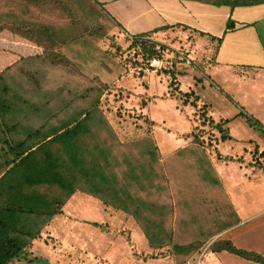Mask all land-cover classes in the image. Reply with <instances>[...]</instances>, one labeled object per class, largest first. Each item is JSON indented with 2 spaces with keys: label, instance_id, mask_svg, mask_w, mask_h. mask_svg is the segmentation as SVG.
Here are the masks:
<instances>
[{
  "label": "rangeland",
  "instance_id": "rangeland-1",
  "mask_svg": "<svg viewBox=\"0 0 264 264\" xmlns=\"http://www.w3.org/2000/svg\"><path fill=\"white\" fill-rule=\"evenodd\" d=\"M108 8L109 5L101 7L93 0H0V26H4L0 28V71L10 75L9 79L16 78L13 82L22 78L21 88L29 87V76L42 83L35 97L14 85L8 95L13 102L25 98L24 104L34 99L46 100L49 109L60 111L61 116L63 107H68L67 112L82 108L86 88L106 85L79 143L87 145L88 141L95 153H99L97 147L103 150L99 162L105 165L103 174L110 182L152 203L149 213L144 210L145 216L148 214L145 222L156 225L153 238L164 242L156 246L162 251L155 257L135 250L136 259L129 258V264H182L184 258L194 260V251L199 247L202 249L207 242L208 247L219 239H229L235 247L264 257V156L258 154L264 150V133L249 128L237 115L238 108L223 94L264 124V82L248 74H244V80L231 84L222 82L217 75H211V79L206 67L215 43L182 25L146 37L165 47L160 57H154L157 62L150 65L141 57L140 48L130 43L131 36L114 24L111 17L117 22L118 18ZM69 22L76 24L71 26L72 31H62L60 27ZM28 23L32 27L52 24L60 35L74 34L75 41L69 45L57 42L43 53L42 46L8 30L25 28ZM253 84L263 98H256L254 89L250 91ZM177 89L192 90L196 100L192 95L185 99ZM159 100L162 102L157 106L158 113L175 122L177 128H183L187 124L185 117L188 118L191 138L193 142L194 134L201 138V146L192 142L185 150L157 160L150 139L155 121L146 112ZM208 115L213 121L233 117L226 123L231 138L220 140L218 131L207 124ZM203 117L205 123H201ZM32 123L37 122L33 119ZM160 123L162 132H173L165 120ZM58 144L49 148L59 147ZM148 151L155 152L152 158ZM211 158L224 167L225 176L227 172L229 177L231 172L239 174L231 186L242 191L249 186L247 183L254 182L257 187L254 196L241 193L243 202H237L240 217L251 215L241 225H235V211L224 185L211 169ZM85 180L80 179L78 188L92 191L94 182L103 184L100 176L89 185ZM225 183L229 185L227 180ZM223 258L226 264H260L228 251ZM93 262L89 264L104 263L96 258ZM199 264H203L202 259Z\"/></svg>",
  "mask_w": 264,
  "mask_h": 264
},
{
  "label": "crops",
  "instance_id": "crops-1",
  "mask_svg": "<svg viewBox=\"0 0 264 264\" xmlns=\"http://www.w3.org/2000/svg\"><path fill=\"white\" fill-rule=\"evenodd\" d=\"M97 1L102 6L109 5L122 30L130 36L161 26L172 29L176 25L203 32L210 42L215 43L206 67L211 79V75H217L222 82L231 84L240 82V79L244 80V74H248L259 77L264 82V2L229 6L198 0ZM227 22H230L228 28ZM162 30L153 33L157 34ZM256 88L258 87L253 84L249 89H254L256 98H263ZM161 102L159 100L153 103V107H149L146 112L149 119L155 121L150 139L158 161L194 144L190 135L189 119L185 117L187 124L183 128H177L175 122L158 113L157 106ZM171 108L179 112L175 107ZM164 120L167 127H173V132L170 129L162 132L160 121ZM12 125L14 124L8 123L0 128V222L9 223L5 225L4 233H9L26 244L8 264H89L94 263L95 258L102 259L103 264H129V258L136 259L133 255L135 250L138 253H151V257L162 251L161 247H152L149 244L136 220L122 208L124 204L129 208L133 206L127 202L129 198H124L126 195L134 198L136 207L142 208L145 201L124 188L117 187L106 176L100 188L94 187L92 190L103 193L108 202L94 196L92 191L78 188L81 178L71 177L64 184L61 175L43 178L36 176L37 165L31 163L32 158L14 165L3 177L13 160L11 149L7 147L32 144L23 131L25 123L18 124V128ZM148 152L152 158L155 152ZM209 164L221 186L224 185L238 220L235 225L243 224L241 221L251 215L240 217L237 202L240 199L243 202L241 193L255 195V183H247L249 186L246 190L242 189V192L238 186L230 185L238 179L237 172H231L230 177L227 172L225 176L224 167L220 163L211 158ZM92 179H86L88 185ZM226 180L229 185H226ZM70 187L72 189L68 192ZM65 193L67 197L64 199ZM231 226L234 228V225ZM33 234L35 236L30 237ZM106 235H109V239H106ZM206 244L202 249L199 247L195 250L192 258H197L204 249L201 257L203 264H226L223 258L226 250L212 251L209 246L205 247ZM225 258L228 260V257Z\"/></svg>",
  "mask_w": 264,
  "mask_h": 264
},
{
  "label": "trees",
  "instance_id": "trees-1",
  "mask_svg": "<svg viewBox=\"0 0 264 264\" xmlns=\"http://www.w3.org/2000/svg\"><path fill=\"white\" fill-rule=\"evenodd\" d=\"M39 2L40 0H30ZM57 1V0H53ZM97 5L101 6L99 1L93 0ZM206 3H211L214 5H229V6H238V5H254L258 3L264 2V0H198ZM104 9V8H102ZM105 11V10H104ZM106 12V11H105ZM107 13V12H106ZM109 15V14H108ZM111 17V16H110ZM114 24L121 28L120 24L113 18ZM229 23V24H228ZM27 25V24H26ZM29 26H25V28H15L9 27L8 30L15 32L21 35L28 40L34 41L37 45L43 47V53L46 49H50L57 42L67 43L68 45L75 41L74 34H59L54 25H36L32 27L29 23ZM69 22L66 23V27H60L62 31H72L71 26H75ZM230 22L226 23V27H230ZM168 26H161L159 28H155L148 32L138 33L131 35V44L137 45L140 50V54L142 58H152V57H160V51L165 47L161 44L155 43L152 40H149L148 37L151 33L166 29ZM0 28H4V26H0ZM61 33V32H60ZM198 33L204 35L203 32L199 31ZM158 47V48H156ZM50 53V52H49ZM170 75L172 79H174V73L170 70ZM10 76V75H7ZM6 74L0 71V128L2 126H6L8 123H13V126L18 128V124L25 123L26 127H24L23 131L25 132L26 138L31 139V145H12L7 147L13 154L12 165L8 168L4 173L3 177L6 176V172H9L14 168V165H18L26 160L31 159V163L37 165L35 166V175L40 176L41 178L49 176L55 177L56 175L62 176L64 180V184L67 183V180L71 179V177L87 179L88 177L97 178L100 176L102 180H105V175L103 174L105 165L102 162H99V155L103 150H99V153H95L93 147L87 141V145L79 143L80 134H86L84 131L86 129V124L90 119V115H92V110L94 108L98 109V100L106 88L105 84H98L94 87H88L84 90L85 102L81 109L77 111L67 112L68 107H63L61 109L62 115L59 116V112L57 110H50L48 106V102L46 100H30V103L24 104L25 98H17L16 102L12 101V98L8 95V93L15 89L24 90L25 88H21L20 82L21 79H9ZM31 76H29L30 84L29 87H26L29 95L33 94L35 97L37 95V91L42 87V83L40 80H33ZM171 79V82H172ZM13 82L14 84L10 83ZM11 84L9 86L8 84ZM19 83V84H18ZM212 83V82H211ZM12 85H14L12 87ZM25 89V90H26ZM18 90V91H19ZM177 92L184 96L186 99L189 95L194 97L196 100L195 93L190 91H181L177 89ZM82 93V94H84ZM223 94L234 103V105L238 108L237 115L244 119L245 124L252 128L257 132L264 133V124L260 122L257 118L245 112L243 107L236 104L228 94L223 92ZM38 98V97H37ZM20 99V100H19ZM21 101V102H19ZM15 103V104H14ZM23 103V104H22ZM39 103V104H38ZM194 104V102L191 101ZM64 106V105H63ZM54 108V107H53ZM60 107H58L59 109ZM93 108V109H92ZM64 110V111H62ZM204 109H202V115L204 114ZM32 116V117H31ZM35 116H39V118H34ZM59 117V118H57ZM57 118V120H55ZM89 118V119H88ZM36 121V125L32 123V120ZM207 124L211 125L212 128L216 129L219 133L220 140H226L231 138L228 127L226 123L229 122L233 117H226L219 119L217 121H213L211 116L205 117ZM51 121V122H50ZM50 123V124H49ZM201 123L204 122V117L201 120ZM6 124V125H5ZM20 127V126H19ZM85 127V128H84ZM21 132V131H20ZM202 140L197 135L194 134V143L200 145ZM54 143H59V147H54ZM257 151V150H256ZM259 156H264V150L258 152ZM106 161V159H104ZM8 165V164H6ZM5 174V175H4ZM2 178V177H1ZM99 182V181H98ZM96 188H100L101 184L94 182ZM66 186V185H65ZM66 188V187H65ZM71 187L68 190L71 191ZM94 196L99 197L101 200L106 201L103 193L95 192L92 190L91 192ZM65 193L64 199L67 197ZM129 198L128 203L135 205L134 198L130 197V195H126L124 198ZM149 205L150 203L145 202L142 205V208L136 207L129 208L125 204L123 205V210L133 216L136 220L140 228L143 230V233L149 244L152 247L161 246L164 244L162 238L160 240H155L153 238V229L156 225L153 222H149L145 220L147 219L144 210H148L149 213ZM116 206V204H113ZM236 216V215H235ZM237 220V218H236ZM152 223V224H151ZM8 222H0V264H8L12 262L14 257L19 254L22 247L26 244V242L18 241L15 236L10 235L9 233H4ZM6 225V226H5ZM5 226V227H4ZM4 227V228H2ZM35 234L30 235V237H34ZM178 249L182 250L183 246H176ZM209 247L212 251L226 250L228 252L234 253L242 258L252 260L258 262L260 264H264V257L252 250L241 249L235 247L229 239H219L213 240ZM185 260V258L183 259Z\"/></svg>",
  "mask_w": 264,
  "mask_h": 264
},
{
  "label": "built area",
  "instance_id": "built-area-1",
  "mask_svg": "<svg viewBox=\"0 0 264 264\" xmlns=\"http://www.w3.org/2000/svg\"><path fill=\"white\" fill-rule=\"evenodd\" d=\"M147 61H148V64H150V65L157 62L156 58H154V57L148 58ZM203 252H204V249L199 253L198 257L194 259L195 261L193 259H186L183 261L182 264H199Z\"/></svg>",
  "mask_w": 264,
  "mask_h": 264
}]
</instances>
